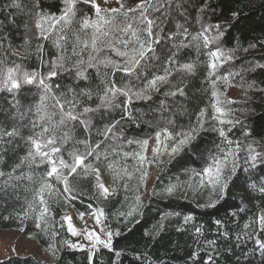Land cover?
<instances>
[{"label":"trees","instance_id":"1","mask_svg":"<svg viewBox=\"0 0 264 264\" xmlns=\"http://www.w3.org/2000/svg\"><path fill=\"white\" fill-rule=\"evenodd\" d=\"M93 1L0 0V264H264V0H118L97 50Z\"/></svg>","mask_w":264,"mask_h":264},{"label":"snow or ice","instance_id":"2","mask_svg":"<svg viewBox=\"0 0 264 264\" xmlns=\"http://www.w3.org/2000/svg\"><path fill=\"white\" fill-rule=\"evenodd\" d=\"M14 6H18V5H14ZM94 7L96 8V14H97V16L102 21V24H96V25H94V27L96 28V33L94 34L93 39L91 41V47H92V49L93 50H97L96 49V44H97V40L99 39V36L97 34H99L100 36H107L108 35V32L107 31H102V27H103V25H107V24L111 23V21L109 19H105L104 17L100 16L101 9H100V7L98 5H94ZM138 8L139 9H142L143 8V5L142 4L141 5H138ZM110 11L113 12V13H115L118 10L114 8V9H111ZM128 11H133V9H129ZM124 15H127V13H124ZM112 19L114 20L115 17H113ZM152 23L153 22L151 20H148L147 21V24H148L147 32H148V35L149 36L152 35V32H151ZM85 27H88L87 21H85ZM133 35H135V32H133ZM87 46L88 45L85 44V47H87ZM140 48H141V51L139 52V59L133 58V65L134 66L135 65H138L140 63V59H143L144 56H145L144 45L141 44L140 45ZM148 50H150V49H148ZM211 55L216 56L218 58V54L217 53H212ZM211 67L214 69L216 67V65L213 63L211 65ZM185 68H187L190 71L192 69V65H185ZM131 70L132 69L130 67L117 68V71H123L126 74H130L131 73ZM55 75H56V73L55 72H52L50 74V77L49 78L54 77ZM164 79H165V77H163V76L156 77L154 80L151 81V84L154 86L156 84V81L157 80H164ZM26 82L27 83H32V80L31 79H27V77H26ZM40 83L41 84H44V81L41 80ZM19 86L20 85L18 83H13L12 84V87L13 88H19ZM45 89L46 90L48 89V86L47 85H45ZM117 93H121L124 96H128V92L123 91V90H121L119 88H116L114 82L112 83V86L111 87H109L106 84L105 85V92H104L103 97H101V99L104 100V101H107L108 105H111L112 104V100L116 97ZM172 94L175 95V93H172ZM180 94L183 95V90L182 89L180 90ZM57 103H59V102H57ZM59 106H60L61 110H63V105L60 104ZM38 111H39V109H38ZM84 111L87 112V111H89V109L85 108ZM216 111L217 112H221V109L220 108H217ZM67 115H68V118L71 119V120H76L77 119V117L75 115H72L71 112H69ZM201 116H203V112H201ZM41 119H43V117H41ZM80 122L82 124L85 123L84 121H80ZM63 123H64V119L62 118L61 121H60V124H63ZM33 127H35V124H33ZM45 131H47V129H45ZM107 131H111V129H108ZM16 134L17 133L15 131H10V132H7L6 133V135H8V136H14ZM169 135H171V134H169ZM221 135H223V132H221ZM157 138H159V135H158ZM190 138H191L190 135H186L184 139H181L179 141V144L180 145H184L185 143H187L188 139H190ZM32 143L35 145L36 150L39 151L40 148H41V145L39 143H37L36 141H32ZM48 143H53V140H49ZM143 143H144V145H146L147 144V141H144ZM177 150H178L177 148H173L172 151L175 153ZM53 151H59V148H54ZM41 154L44 155V156H47L48 155V153H46V152L41 153ZM89 155H91V153H89ZM52 163H53V165L55 164V162H52ZM60 163L64 167H69V165L64 164V162L62 160L60 161ZM82 164H83V158L80 157V156H75V164L73 166H71V171L72 172H75L76 171V167L79 166V165H82ZM96 171H97L96 179H97V181H99V175H98L99 170L97 169ZM204 171H205L206 174H211L212 173V168L211 167L206 168ZM56 172H57V168L55 166H53L52 169H51V172H49L48 175L51 176L53 173H56ZM0 175H2V173H0ZM219 181H220V169L217 168L216 169L215 177L214 178H210L208 182L209 183H219ZM64 183H65L64 192L70 193L71 192V188L68 186V182H67L66 179H65ZM99 187L101 189H103V192H104L105 196H107V195L110 194L108 192V189L106 187H104V185L102 183L99 184ZM173 187L174 186L168 188V191L170 193L173 191ZM261 191H264V188H262ZM41 192H43V189H41ZM137 199H139V198H137ZM129 215H131V213H129ZM262 221H264V218H262ZM111 235H112L111 233H108L109 238L111 237ZM105 246L108 247L109 245L106 244ZM260 247L262 249H264V244H261Z\"/></svg>","mask_w":264,"mask_h":264},{"label":"rangeland","instance_id":"3","mask_svg":"<svg viewBox=\"0 0 264 264\" xmlns=\"http://www.w3.org/2000/svg\"><path fill=\"white\" fill-rule=\"evenodd\" d=\"M95 5H98L101 11L111 10L118 8L120 5L118 0H95ZM96 218V217H95ZM84 219L81 226H77L71 214L65 217V224L71 229L72 232V244L73 248H88L96 243L106 245L110 244V238L105 230L102 228V222L99 218L96 219ZM12 235V234H11ZM11 235H4L1 238H5L6 242L10 244L12 241ZM23 252L34 253L35 256L41 253L36 247H27L26 244L22 247Z\"/></svg>","mask_w":264,"mask_h":264}]
</instances>
